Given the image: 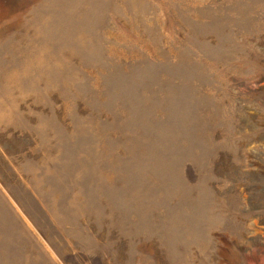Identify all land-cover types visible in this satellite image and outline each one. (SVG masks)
Here are the masks:
<instances>
[{"label": "rangeland", "instance_id": "374dc122", "mask_svg": "<svg viewBox=\"0 0 264 264\" xmlns=\"http://www.w3.org/2000/svg\"><path fill=\"white\" fill-rule=\"evenodd\" d=\"M0 264H264V0H0Z\"/></svg>", "mask_w": 264, "mask_h": 264}]
</instances>
